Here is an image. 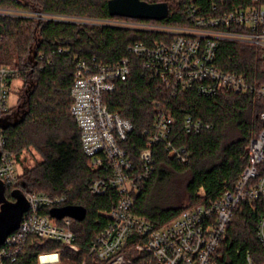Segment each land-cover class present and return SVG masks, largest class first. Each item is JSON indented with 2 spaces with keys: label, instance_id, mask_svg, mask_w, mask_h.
<instances>
[{
  "label": "trees",
  "instance_id": "16d2710c",
  "mask_svg": "<svg viewBox=\"0 0 264 264\" xmlns=\"http://www.w3.org/2000/svg\"><path fill=\"white\" fill-rule=\"evenodd\" d=\"M108 1L0 0V7L91 19L124 18L109 15ZM141 1L168 4L169 16L162 23L190 24L179 0ZM162 38L159 33L116 27L0 16V50L6 45L13 49L14 67L29 85L23 96L27 101L23 122L4 130L5 150L17 161L29 148L42 158L19 175L16 190L23 187L29 193L64 197L65 205L87 210L85 220L73 225L79 252H72L56 241L31 238L17 264H38L40 254L55 251L61 252L60 264H81L89 257L88 245L107 226L103 213L113 209L119 198L116 191L104 196L90 193L97 174L88 168L80 131L70 114L76 59L94 66H113L126 57L132 60L131 77L126 82L118 81L114 92L106 94L105 102L111 111L119 112L134 124L127 146L138 168L141 167L139 154L148 141L145 132L153 129L158 109L174 118L170 140L174 147L184 148L188 157L182 162L177 156H171L163 143L154 145L152 175L134 195L136 215L160 227L188 208L220 199L238 182L249 163V143L263 126L260 114L264 111V98L231 93L203 97L188 92L172 97L161 83L143 75L140 59L129 52V47L136 43L152 46ZM59 48L64 52L60 53ZM221 54L223 68L244 74L252 84L264 83L262 63L255 48L225 42L221 45ZM16 109H10L8 115ZM189 116L203 123L199 133L184 130V121ZM207 125L210 127L206 128ZM173 173L188 175L186 191L190 203L164 207L158 203L155 190ZM13 191L6 189L10 200H14ZM48 212V209L44 211ZM260 215L261 210L255 203L237 207L224 242L228 254L233 255L236 249L250 250L264 263V249L255 238ZM130 256L134 264H156L150 255L134 248Z\"/></svg>",
  "mask_w": 264,
  "mask_h": 264
},
{
  "label": "built area",
  "instance_id": "2783aa9c",
  "mask_svg": "<svg viewBox=\"0 0 264 264\" xmlns=\"http://www.w3.org/2000/svg\"><path fill=\"white\" fill-rule=\"evenodd\" d=\"M179 1L189 25L172 26L130 18L91 19L1 7L0 16L159 33L163 36L159 42L152 46L136 43L129 47V52L140 59L143 75L161 83L172 97L188 92L203 97L231 93L264 98V83L252 84L244 74L221 65V45L240 44L257 50L264 73V0ZM59 52L64 51L59 48ZM132 65L129 57L113 66H94L76 59L70 114L79 128L88 168L97 174L90 193L104 196L116 191L119 195L116 206L103 213L107 226L88 245L89 257L81 264H134L130 256L132 248L150 255L156 264H264L250 250L236 249L230 255L224 247L237 207L255 203L261 210L255 238L264 249V111L260 114L262 129L249 143V163L234 188L220 199L188 208L169 223L156 227L134 211V195L153 172V147L163 143L170 155L182 162L188 155L184 148L173 146L170 137L174 118L160 108L153 129L145 132L148 141L139 154L140 168L131 157L127 144L134 124L119 112L111 111L105 96L114 92L118 81H128ZM19 75L17 68L1 61L0 50V118L11 109L8 105L11 83ZM202 128L203 123L190 116L184 121L187 133H199ZM5 143L4 130L0 128V181L6 189L16 190L20 175L18 161L5 150ZM20 190L30 208L19 228L0 246V264H17L31 238L56 241L72 252H79L73 230L76 220L71 217L58 220L50 215L52 209L68 206L64 204L65 198L29 193L23 187ZM47 209L49 212L45 214ZM60 262V251L38 256V264Z\"/></svg>",
  "mask_w": 264,
  "mask_h": 264
},
{
  "label": "water",
  "instance_id": "95a60500",
  "mask_svg": "<svg viewBox=\"0 0 264 264\" xmlns=\"http://www.w3.org/2000/svg\"><path fill=\"white\" fill-rule=\"evenodd\" d=\"M107 7L109 15L112 17L163 21L169 16L167 3L151 4L141 0H109ZM26 102V99H24L13 113L0 118V128L2 130L23 122L25 118L23 108ZM11 196L14 200L7 197L6 186L0 181V246L19 228L24 214L30 208L29 202L21 190H14ZM50 215L58 220L71 217L78 222H82L87 216V210L84 207L68 205L52 209Z\"/></svg>",
  "mask_w": 264,
  "mask_h": 264
},
{
  "label": "rangeland",
  "instance_id": "374dc122",
  "mask_svg": "<svg viewBox=\"0 0 264 264\" xmlns=\"http://www.w3.org/2000/svg\"><path fill=\"white\" fill-rule=\"evenodd\" d=\"M33 12L34 10H28ZM1 61L9 66H15V54L13 49L6 45L1 50ZM29 85L21 77L13 79L11 83V91L8 99V105L11 109H16L18 105L24 100L23 96ZM42 158L34 149H28L23 154L17 163V171L21 174L25 169H31ZM188 175L173 173L170 178L157 185L155 194L158 197V203L164 207H174L180 205H187L190 203L186 191Z\"/></svg>",
  "mask_w": 264,
  "mask_h": 264
}]
</instances>
